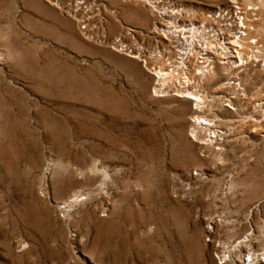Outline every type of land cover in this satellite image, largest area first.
I'll use <instances>...</instances> for the list:
<instances>
[{
    "label": "rangeland",
    "instance_id": "1",
    "mask_svg": "<svg viewBox=\"0 0 264 264\" xmlns=\"http://www.w3.org/2000/svg\"><path fill=\"white\" fill-rule=\"evenodd\" d=\"M238 1L253 46L207 66L155 32L232 0H0V264H264V0Z\"/></svg>",
    "mask_w": 264,
    "mask_h": 264
},
{
    "label": "bare ground",
    "instance_id": "2",
    "mask_svg": "<svg viewBox=\"0 0 264 264\" xmlns=\"http://www.w3.org/2000/svg\"><path fill=\"white\" fill-rule=\"evenodd\" d=\"M140 1H147V0H140ZM233 2H234V4L235 5H238L239 7H237V8H232V7H229V8H222V10H219V9H217V10H215V12H212L211 14H210V16H207V19L205 18V19H203V21H201L200 23H198V25H194V24H185V23H180V26H178V27H174V26H172V24H171V26H169V24L170 23H172V22H167V21H165V23H163L164 24V28H159V29H157V32H155V33H157V37H158V41H160V43H162V37H164V42H165V40H167V37L169 38L168 40H171V39H173V38H176V39H183V40H185V41H187V42H191L189 39L191 38H193L191 35H193V34H195V35H197V34H201L202 33V35H200V38L201 39H203L204 38V36H203V33H204V30H205V26L204 25H207L208 27H210V24L209 23H215V25H216V27H219V24H220V22H221V20L224 18V17H228V18H232V19H241L242 21L239 23V21H238V23H239V26H237L236 28H229V29H226L224 32H220L222 29L221 28H223V27H219V30H217L216 29V31H215V33H214V39H217V42H221L222 44H224V45H226L223 49H222V47H221V45L217 48V45H219V44H217L216 45V51L218 52V55H220V54H222V55H228V53L226 52L227 51V49L228 48H235V50H236V55H237V57L239 58V61L241 62V60H240V58H241V55H242V48L244 47V45L243 44H245V43H247L248 44V40H249V38H247L246 40L248 41V42H246L245 40V42H243V39L245 38V36H246V34H247V32H249L250 33V27H252L251 25H250V23H254L255 24V16H256V13H257V8L256 7H250V6H241L240 5V3H239V1L238 0H232ZM62 3V2H61ZM77 3V2H76ZM60 5V4H59ZM77 5V4H76ZM154 5V4H153ZM155 6V5H154ZM73 9V8H72ZM152 9H155L154 7H152ZM174 11H177V13H179V11H181V8H179V9H177V8H175L174 10H172L171 12H170V14L171 13H173ZM213 11V10H212ZM217 12V13H216ZM208 14V13H207ZM253 16V18L255 19H252L251 17ZM204 17V16H203ZM210 19H209V18ZM258 17V16H257ZM256 17V18H257ZM248 18V19H247ZM249 18L251 19V21H250V23L248 24V22H247V20H249ZM77 19V18H76ZM225 19V18H224ZM223 19V20H224ZM232 19H229V20H232ZM259 19V18H258ZM206 20V21H205ZM217 22H216V21ZM78 21V20H77ZM169 21V20H168ZM81 22V21H80ZM84 22V21H83ZM204 22H207V23H205L204 24ZM222 22H225V21H222ZM221 22V23H222ZM235 22V21H234ZM227 23V22H226ZM225 23V24H226ZM236 23V22H235ZM200 24V25H199ZM203 24V25H202ZM257 24V23H256ZM202 25V26H201ZM228 25V24H227ZM226 25V26H227ZM230 25V24H229ZM237 25V24H236ZM225 26V27H226ZM254 26V25H253ZM212 27V26H211ZM247 27H249V30L250 31H246V29H247ZM83 28H85V27H83ZM227 28V27H226ZM255 28V27H254ZM252 29V31H254L255 29ZM82 30V29H81ZM231 32H230V31ZM233 32H237V34H238V36L235 34V33H233ZM164 33V34H163ZM204 34H206V33H204ZM191 36L190 38L188 37V36ZM206 35H208V34H206ZM248 35H250V34H248ZM195 37V36H194ZM194 39V38H193ZM196 39V38H195ZM251 39H252V37H251ZM175 41V40H174ZM195 41H197V40H195ZM251 41V40H250ZM254 41V40H253ZM256 41H257V39H256ZM192 42H193V40H192ZM168 43V42H167ZM175 43H177V42H175ZM197 43H199V42H197ZM211 43V42H210ZM192 44H194V43H192ZM200 44V43H199ZM249 44H250V46H251V44L252 43H250L249 42ZM255 44V43H254ZM198 45V44H197ZM242 45H243V47H242ZM257 45H259V44H257ZM245 46H246V44H245ZM249 46V47H250ZM252 46H253V44H252ZM115 47H116V49L117 50H127V48L126 49H124L123 47H125V46H123V43H121V42H119V43H117L116 45H115ZM114 47V48H115ZM118 47H120V48H118ZM131 47V46H130ZM138 47V46H137ZM136 47V48H137ZM246 47H248V46H246ZM245 47V49L248 51V48H246ZM255 47H257V46H255ZM260 47H261V45H260ZM259 47V48H260ZM264 46H262V48H263ZM122 48V49H121ZM186 48H187V46H186ZM188 48H190L189 47V45H188ZM258 48V47H257ZM258 48V49H259ZM115 49V50H116ZM244 49V50H245ZM256 49V48H255ZM254 49V50H255ZM257 49V50H258ZM116 50V51H117ZM130 50V49H129ZM129 50H128V52H129ZM137 50V49H136ZM164 50V49H163ZM179 50V49H178ZM188 50V49H187ZM193 50V49H192ZM264 50V49H263ZM139 51V50H138ZM184 51V50H183ZM247 51H245L246 53H247ZM253 51V50H252ZM252 51H249V52H252ZM256 51V50H255ZM258 51H260V49L258 50ZM163 51H161V53H162ZM179 52V51H178ZM182 52V51H181ZM180 52V53H181ZM195 53H196V51H194ZM198 52V51H197ZM254 52V51H253ZM252 52V53H253ZM140 53V52H139ZM169 53V52H168ZM195 53H192L193 55L195 54ZM255 53H257V52H255ZM260 52H258V54H259ZM264 53V52H263ZM137 54H138V52H137ZM163 54V53H162ZM178 54V53H177ZM232 54V53H231ZM245 54V53H244ZM251 54V53H250ZM204 56H202V57H205L204 58V60H203V62H206L207 60L206 59H208V56H207V53H204L203 54ZM246 55V54H245ZM249 54L247 53V56H248ZM256 55V54H255ZM255 55H254V57H255ZM261 55H263V54H261ZM130 56V55H129ZM198 56V55H197ZM246 56V57H247ZM258 56H260V55H258ZM150 57V56H149ZM176 57H177V55H176ZM199 57V56H198ZM216 57H217V55H216ZM224 57V56H223ZM233 57V56H232ZM231 57V58H232ZM235 57V56H234ZM249 57V56H248ZM251 57H252V55H251ZM257 57V56H256ZM175 58V57H174ZM184 58V57H183ZM187 58H188V55H187ZM257 58H259V57H257ZM165 59V58H164ZM224 59H225V57H224ZM212 60V59H211ZM211 60H209V61H211ZM218 60V59H217ZM222 60V59H221ZM264 60V59H263ZM262 60V61H263ZM177 61V60H176ZM202 61V60H201ZM214 61V60H213ZM158 62V61H157ZM179 62V61H178ZM198 62H200L199 61V59H198ZM208 62V61H207ZM228 62H230V61H228ZM257 62V61H256ZM148 63H149V61H148ZM147 63V64H148ZM192 63H195L194 61L192 62ZM211 63V62H210ZM210 63H208L209 64V66L210 65H212V63L210 64ZM231 63V62H230ZM173 64V63H172ZM180 64V63H179ZM198 64V63H197ZM238 63H236V65H237ZM144 65V64H143ZM164 65V64H163ZM166 65V64H165ZM181 65H182V63H181ZM183 65H185V64H183ZM193 65V64H192ZM207 65V64H206ZM242 65V64H241ZM146 66V65H145ZM152 66V65H151ZM173 66V65H172ZM199 66H200V64H199ZM208 66V65H207ZM228 66H230V64L228 65ZM149 67V66H148ZM158 67V69L157 70H155V69H153V74H154V76L156 77V84H155V87L153 88V92H151V95L152 96H155V97H161V96H164V95H166V92H168V91H171L173 88H175L176 87V85L178 84L179 86L180 85H182V87H179V91H178V96H179V98H183V99H187L188 101H190L191 102V107L193 106V110L195 111V112H199V111H201V108H202V103H203V101L204 100H202V98H201V96L200 95H198V89H196L197 90V92H195L194 90H190V85H192L191 84V82H190V80H191V78L189 79V76H188V78H185L184 80L182 79H179L178 78V76L176 75V76H173V75H169L168 73H166V72H163V69H161L159 66H156V68ZM184 67V66H183ZM198 67V66H197ZM205 67V66H204ZM211 67V66H210ZM210 67H208V70H207V67H206V73H205V75L207 74H209L208 75V77L211 75V74H213L214 73V75H215V72L213 71V68H212V70L211 69H209ZM147 68V67H146ZM152 68V67H151ZM170 69H171V67H169ZM178 68V67H177ZM176 68V69H177ZM181 68V67H180ZM189 68H191V69H193L192 67H189ZM230 68H232V66L230 67ZM241 68V67H240ZM173 69V68H172ZM197 69V68H196ZM198 69H199V67H198ZM197 69V70H198ZM174 70V69H173ZM190 70V69H189ZM193 70H195V69H193ZM150 71V70H149ZM175 71V70H174ZM178 71V70H177ZM38 72V71H37ZM176 72V71H175ZM186 72H188V71H186ZM185 72V73H186ZM194 72V71H193ZM193 72H188V74L190 75L191 73H193ZM196 72V71H195ZM194 72V73H195ZM183 73V72H182ZM173 74V73H172ZM180 74V73H179ZM200 74L202 75V77L204 76L205 77V75H204V73L201 71L200 72ZM185 76V75H184ZM187 77V76H186ZM192 77H193V75H192ZM197 76H195V78H196ZM201 76L199 77L200 79L202 78ZM181 78H183V76L181 77ZM198 78V79H199ZM197 79V78H196ZM199 79V80H200ZM203 79V78H202ZM206 79V78H205ZM198 80V81H199ZM191 81H193V80H191ZM203 81V80H202ZM194 83V82H193ZM195 83H196V80H195ZM194 83V84H195ZM201 83V82H200ZM199 83V85H201ZM223 84V83H222ZM228 84V83H227ZM226 84V85H227ZM198 85V84H197ZM198 87V86H197ZM196 87V88H197ZM200 87V86H199ZM192 88H193V86H192ZM174 90V89H173ZM176 90V89H175ZM177 90H178V88H177ZM175 92V91H174ZM177 93V92H176ZM168 94V93H167ZM175 95V94H174ZM177 95V94H176ZM202 97H204V96H202ZM203 109V108H202ZM204 110V109H203ZM183 118V117H182ZM195 120H196V122L195 121H193L192 122V124H193V127L191 128V135L192 136H196L197 135V133L198 132H200V130L202 129V126H206V123H207V121L205 120V119H203V117L202 118H200V116L199 115H195ZM200 121H202V122H200ZM202 135V134H201ZM198 136V135H197ZM210 135H208V137H209Z\"/></svg>",
    "mask_w": 264,
    "mask_h": 264
},
{
    "label": "built area",
    "instance_id": "3",
    "mask_svg": "<svg viewBox=\"0 0 264 264\" xmlns=\"http://www.w3.org/2000/svg\"><path fill=\"white\" fill-rule=\"evenodd\" d=\"M237 21H239V23L242 21L240 18L239 19H237ZM205 28V30H204V33H206V34H208V35H206V34H204L203 33V36H204V38L203 39H200L201 41H199V42H201L200 43V45H196V47L199 49L198 50V52H199V54L201 55V56H204L203 54L204 53H207V56H208V53H210L211 51H214L216 54L218 53L217 51H216V49L221 45V47H222V49L225 47V45L224 44H222L221 42H217V39H214V33H215V31H216V29L217 30H219V27H217V28H215V29H212L211 27H204ZM213 30H215V31H213ZM220 32H223L222 30L220 31ZM199 35V37H200V35H202V33L201 34H198ZM236 35L238 36V34L236 33ZM198 37V38H199ZM173 39H176V38H173ZM210 40L212 43H210V44H208L207 42V40ZM177 41H180L181 43H186L187 41H185V40H183V39H176ZM212 40H215V42L214 41H212ZM204 42V43H203ZM188 43H192V42H188ZM217 44H219V45H217ZM216 45H217V48H216ZM155 52V51H154ZM154 52H152V53H154ZM190 52V51H189ZM189 52H184L183 54L181 53V55L180 56H178L179 57V60H180V63H182L183 64V57L184 56H187L188 55V53ZM227 53H228V55H230L231 53H234L235 55H236V51L233 49V48H228L227 49V51H226ZM153 55V57L156 59V58H159L160 57V53L159 52H155L154 54H152ZM183 56V57H182ZM221 57H223V55L221 54L220 55ZM204 58L205 57H203V58H201L200 57V59L201 60H204ZM236 59H237V61H238V63H239V60H238V58H237V56H236ZM199 63H202V61L201 62H199ZM203 65L204 64H207V61H206V63L205 62H203L202 63ZM203 65H201L200 66V69L198 70V72H199V74H200V72L202 71L203 73H205L206 71H204V66ZM164 72V71H163ZM166 73H168L169 75H172V73H171V71H168V72H166ZM201 75V74H200ZM186 78V77H185ZM185 78H183V80L185 79Z\"/></svg>",
    "mask_w": 264,
    "mask_h": 264
}]
</instances>
